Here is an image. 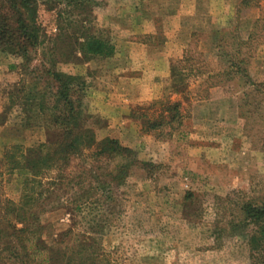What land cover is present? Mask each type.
I'll return each mask as SVG.
<instances>
[{
    "label": "rangeland",
    "instance_id": "rangeland-1",
    "mask_svg": "<svg viewBox=\"0 0 264 264\" xmlns=\"http://www.w3.org/2000/svg\"><path fill=\"white\" fill-rule=\"evenodd\" d=\"M239 2L39 0L43 40L33 63L81 75L83 121L97 140L116 138L153 164L134 167L118 185L106 180L98 233L86 230L89 211L79 225L56 209L48 234L86 230L99 264L252 263L255 229L242 205L264 201V3L237 14ZM83 33L113 44V55L76 61ZM238 57L245 73L228 74L227 61ZM177 64L186 67L183 94L171 83ZM21 78L29 79L21 58L1 55L0 159L13 144L29 151L60 136L35 111L26 124L18 106L8 109ZM172 102L179 122H168ZM119 162L84 161L87 185L107 179ZM81 164L74 158L72 171ZM1 186L0 201L15 196L11 182ZM69 244L76 246L73 238ZM36 258L45 264L44 255Z\"/></svg>",
    "mask_w": 264,
    "mask_h": 264
},
{
    "label": "trees",
    "instance_id": "trees-1",
    "mask_svg": "<svg viewBox=\"0 0 264 264\" xmlns=\"http://www.w3.org/2000/svg\"><path fill=\"white\" fill-rule=\"evenodd\" d=\"M68 2L82 4L83 0ZM261 2L264 0H240L236 13L243 8L260 7ZM38 10L39 0H0V56L21 58V67L29 75V79L21 78L9 91L8 109L18 106L27 116L23 117L26 124L30 111H35L58 129L60 136L29 151L22 144H13L0 159V187L4 180L11 182L15 191L14 197L6 196L0 201V264H35L38 255H44L45 264H99V256L85 232L98 233L103 228L99 218L104 198H108L103 193L106 180L118 185L134 167L149 170L153 164L140 160L133 149L116 138L97 140L94 131L83 121L85 81L81 75L63 72L51 64L33 63L31 53L43 40ZM76 44L80 53V57L73 54L76 61L90 56L110 57L115 50L110 42L87 33L76 37ZM227 62L228 74L245 73L243 57ZM179 64L172 66L171 83L174 91L183 94L181 73L186 67ZM178 107L179 102L170 103L168 122L180 121ZM156 125L152 123L153 127ZM74 158L83 162L76 173L71 166ZM117 158L120 162L108 172L107 179L98 177L87 185L88 169L84 161ZM56 209L79 217V225L89 211L91 218L85 220L88 229L74 231L69 227L48 234V215ZM242 211L255 229L249 238L251 264H264V201L246 202ZM71 238L75 247L69 244Z\"/></svg>",
    "mask_w": 264,
    "mask_h": 264
},
{
    "label": "crops",
    "instance_id": "crops-1",
    "mask_svg": "<svg viewBox=\"0 0 264 264\" xmlns=\"http://www.w3.org/2000/svg\"><path fill=\"white\" fill-rule=\"evenodd\" d=\"M236 1V0H235Z\"/></svg>",
    "mask_w": 264,
    "mask_h": 264
}]
</instances>
